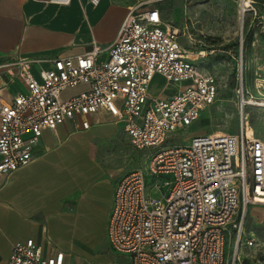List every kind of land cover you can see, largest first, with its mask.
Wrapping results in <instances>:
<instances>
[{
  "label": "built area",
  "instance_id": "obj_1",
  "mask_svg": "<svg viewBox=\"0 0 264 264\" xmlns=\"http://www.w3.org/2000/svg\"><path fill=\"white\" fill-rule=\"evenodd\" d=\"M252 2L249 7L257 10L259 2ZM106 48V59L99 58L103 47L98 43L84 54L53 58L39 77L32 71L38 58L0 65L27 85L10 101L0 95V174L34 158L33 147L45 128L67 119L87 128L88 115L105 108L124 122L136 148H158L147 166L129 169L117 180L107 223L109 246L126 255L128 264H229L227 233L232 237L239 229L241 242L248 205L264 203V138L254 136L245 111L250 101L264 103V97L253 96L241 84L238 132L216 130L176 143L172 133L197 121L215 101V76L199 68L179 30L158 7L131 6ZM156 74L181 84L180 89L166 96L151 94ZM80 84L88 89L64 96L66 88ZM152 188L161 190L164 199L151 196ZM66 256L63 250L44 254L34 238H27L13 243L10 261L76 264L66 262Z\"/></svg>",
  "mask_w": 264,
  "mask_h": 264
},
{
  "label": "crops",
  "instance_id": "obj_2",
  "mask_svg": "<svg viewBox=\"0 0 264 264\" xmlns=\"http://www.w3.org/2000/svg\"><path fill=\"white\" fill-rule=\"evenodd\" d=\"M158 2L0 0V65L19 57L38 58L41 61L32 64V71L39 77L51 59L84 54L95 43L103 47L99 58L106 59V47L117 37L129 8L161 10ZM156 82L168 84L165 94L153 89ZM180 87L156 74L150 93L166 96ZM86 89L87 84L68 87L64 96ZM26 91L19 75L0 68V95L5 101ZM88 119L87 128L77 119L45 128L33 147L34 158L10 174H0V264H11L13 243L18 240L34 238L44 254L63 250L66 262L81 264L87 247L107 239L116 182L134 167L107 165L102 146L114 143L129 154L131 140L124 122L105 108Z\"/></svg>",
  "mask_w": 264,
  "mask_h": 264
},
{
  "label": "rangeland",
  "instance_id": "obj_3",
  "mask_svg": "<svg viewBox=\"0 0 264 264\" xmlns=\"http://www.w3.org/2000/svg\"><path fill=\"white\" fill-rule=\"evenodd\" d=\"M250 1V5L252 0ZM257 10L242 9L243 0H159L165 20L179 30L181 43L188 46L191 58L200 69L212 73L217 81L215 101L190 126L172 133L176 143H189L195 135L216 130L238 132L241 124L239 89L264 97V0ZM242 11V13L240 12ZM161 87L163 89L161 90ZM153 89L165 94L168 84L156 82ZM249 128L264 138V103L253 101L245 107ZM129 154L120 145L105 144L103 160L107 165L129 168L147 166L158 148L138 149L131 141ZM150 195L164 199L152 188ZM238 230L227 233L229 264H264V203H251L243 221V240L237 244ZM254 240L246 244V238ZM231 238V239H230ZM128 264V257L109 246L105 237L87 252L81 264Z\"/></svg>",
  "mask_w": 264,
  "mask_h": 264
},
{
  "label": "bare ground",
  "instance_id": "obj_4",
  "mask_svg": "<svg viewBox=\"0 0 264 264\" xmlns=\"http://www.w3.org/2000/svg\"><path fill=\"white\" fill-rule=\"evenodd\" d=\"M250 6V1L249 0H243L242 2V9L244 8V11L247 10V8ZM242 13V11H240ZM251 104V101H250ZM220 131V130H218Z\"/></svg>",
  "mask_w": 264,
  "mask_h": 264
},
{
  "label": "trees",
  "instance_id": "obj_5",
  "mask_svg": "<svg viewBox=\"0 0 264 264\" xmlns=\"http://www.w3.org/2000/svg\"><path fill=\"white\" fill-rule=\"evenodd\" d=\"M258 1V0H257ZM259 2V1H258ZM259 4H260V2H259Z\"/></svg>",
  "mask_w": 264,
  "mask_h": 264
}]
</instances>
